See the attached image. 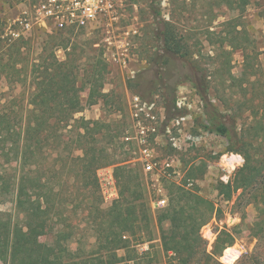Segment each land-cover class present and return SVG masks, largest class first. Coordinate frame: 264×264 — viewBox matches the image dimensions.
Masks as SVG:
<instances>
[{
  "label": "rangeland",
  "instance_id": "1",
  "mask_svg": "<svg viewBox=\"0 0 264 264\" xmlns=\"http://www.w3.org/2000/svg\"><path fill=\"white\" fill-rule=\"evenodd\" d=\"M18 3L0 0V174L5 172L6 178H12L10 193L0 190V220L11 224L21 221L22 214L14 205L13 185L24 179L34 186L33 198H40L47 211L41 234L35 239L37 246L53 249L73 262L94 259L95 263H105L109 259L110 239L108 231L102 230L107 226L104 221L110 220L105 215L112 203L104 202L99 189L97 172L101 167L93 172L87 165L90 154L83 161L78 159L83 154L75 148L77 138L71 127L54 125L48 134H38L37 138L22 132L32 109V77L44 71V66L36 65L42 56L52 52L58 61H63L62 47L67 41L64 45L60 42L70 39V52L74 47L80 54L84 52L76 61V86L67 93L73 117L100 122L108 127H103L100 134L109 129V134L118 136L112 144L96 136V149L125 160L124 164L136 169L141 180L140 202L145 206L147 220L136 223L131 231H123L126 247L115 254L124 261L116 264H168L173 256L162 250L157 224L160 210L153 209L151 190L139 165L121 146V137L128 127L129 97L135 94L147 100L154 98L170 119L175 113L166 107L162 97L171 98L174 84L175 97L179 89L189 91L194 116L202 118L195 111V103L200 100L196 89L184 79L194 78V66L202 70L210 103L225 116L233 141L228 144L194 123V134L207 135L181 155L182 173L193 180V186L182 187L184 193L180 191L177 198L174 184L175 192L169 197L187 204L196 194L219 208L220 212L200 230L208 253L220 232L233 237V244L215 257L218 264L222 260L226 264H264V0H248L246 6L237 0H129L114 25L115 36L119 38L127 28L135 33L130 36L129 56L119 62L106 55L105 28L101 26L73 36L36 34L17 52L4 37V25L15 16ZM163 22L171 25L177 40L188 48L185 59L165 54L160 34ZM97 53L100 58L95 57ZM141 90L152 95L142 94ZM236 147L241 153L227 151ZM169 151L167 145L158 147L162 155ZM243 153L249 156V163L242 172ZM225 154L238 156L240 162L234 168L225 167L221 160ZM107 166L114 170L115 165ZM189 171L193 177L187 176ZM250 178V183L246 187L241 184L228 201L218 195L220 182L247 183ZM171 183H165L167 191ZM167 227V223L162 225L163 229ZM144 243L148 250L138 251L136 247ZM59 248L66 253L59 252ZM230 251L237 254L234 263L226 261ZM4 262L0 259V264Z\"/></svg>",
  "mask_w": 264,
  "mask_h": 264
},
{
  "label": "trees",
  "instance_id": "2",
  "mask_svg": "<svg viewBox=\"0 0 264 264\" xmlns=\"http://www.w3.org/2000/svg\"><path fill=\"white\" fill-rule=\"evenodd\" d=\"M237 1L242 6L248 4V0ZM79 32L65 31L54 33V35L73 36L74 34H79ZM160 34L165 54L177 59L186 58L189 54L188 48L177 40L176 34L169 23L163 22V29L160 31ZM64 41H67L65 45ZM29 42V39H22L14 41L10 45L18 52ZM69 43H71L70 39L60 42L61 45H64L62 47L65 57L63 61H58L52 52L46 57L42 56L36 65V67L44 66V71L34 73L35 76L32 77L33 90L30 94L29 101L32 109L28 113L22 132L26 135L35 134L37 138L38 134H48L49 129L54 125L62 124L66 127H71V133L75 134L77 138L75 148L81 150L83 154L82 157L78 158L80 161L85 160L90 154V161L87 165L93 168V172L99 167L115 165L114 177L118 189V198L111 202L112 206L105 215L110 220L104 221L107 226L102 230L103 233L108 231L106 236L110 239L111 248L108 250L109 259L105 263H95L96 260L94 259L89 260L90 262L88 259L73 262L61 257L60 253L57 255L53 249L37 246L35 239L41 234L43 228L42 221L47 211L42 207L43 202L40 198H33L34 186L29 181L26 182L24 179H20L15 184V179H13L12 183L15 184V186L13 185V193L15 196L14 205L17 212L22 214V218L21 221L13 224L9 221L0 220V259L5 261V264L8 263V260L12 264H116L124 261L122 258H117L115 254L116 250L126 247L123 244L124 240H126L122 238L124 236L122 235L123 231H131L136 223L147 220L145 206L143 202H140L143 199V192L141 191V180L136 169L125 165V160H118L114 158L115 156L111 158V156L105 155L106 150L98 151L96 149L98 141L96 140V136L100 135L109 144H112L118 136L109 134V129H107L105 134H100L102 128L107 126H103L100 122L88 121L83 118L76 119L72 115V105L70 104L67 93L73 91L76 86L78 79V66H76V61L84 52L80 54L75 47L70 52V49L67 47ZM56 48L59 49L61 47L58 46ZM99 54L97 53L95 57L100 58L98 56ZM1 57L3 56H0V65L3 59ZM191 74L194 75V78L185 76L184 79L192 83L200 102H203L201 111L198 114L202 118H196L194 116V123L201 130L224 138L230 144L233 141V136L230 131L231 127L228 126L226 120L224 121L225 116H222L211 105L202 70H198L194 66ZM175 88L176 84L170 89L173 93L170 99H167L166 96L162 97L166 107L172 109L175 113L173 117H176L177 114H183L176 110L174 106L176 100L174 95ZM140 92L142 94L147 93L149 96L152 95V92L148 93L144 90ZM51 119L54 120L53 124L50 122ZM231 126L233 127L234 125ZM192 133L194 134V128ZM121 146L125 147V143L121 142ZM227 151L241 153L239 147L229 148ZM243 155L244 165L240 169L242 172L247 168V164L249 163V156L246 153H243ZM187 176L193 177L194 175L190 172ZM10 180L12 178H6L5 172L0 174V190L6 194L10 193ZM250 180L251 178L247 183L243 180L242 183L236 182L235 184H223L220 182L217 185L218 195H221L224 201H228L232 193L241 184L244 183L245 185L243 187H246L250 183ZM171 184V187L167 191V196L170 201L164 209L158 210L159 214L157 216L162 250L165 253L171 252L173 254L169 258L168 264H218L216 260L217 255L233 244V237L226 232H220L212 251L208 253L204 248L205 243L200 234V230L212 217L220 212L219 208L213 202L196 194H193L189 203L182 204L180 201H176L175 198L169 197L171 193L175 192L172 189L174 183L172 182ZM175 190L177 191L175 192V197L177 198H179L180 191L182 192L181 194L184 193V189L180 186H177ZM101 223L104 224L103 220ZM164 223L168 224L166 229L162 228ZM58 251L62 254L66 253V250L62 248H59ZM236 255V253L230 251L226 254V261L228 263H234Z\"/></svg>",
  "mask_w": 264,
  "mask_h": 264
},
{
  "label": "built area",
  "instance_id": "3",
  "mask_svg": "<svg viewBox=\"0 0 264 264\" xmlns=\"http://www.w3.org/2000/svg\"><path fill=\"white\" fill-rule=\"evenodd\" d=\"M17 12L7 19L4 37L9 42L30 40L36 34L52 35L57 32L77 31L95 26L104 27L103 39L106 55L114 61L129 56L128 47L131 28L115 36V24L129 0H18ZM175 109L180 113L170 119L165 109L157 106L154 98L144 99L131 95L128 99V127L121 137L125 149L139 165L147 186L152 193L153 209H164L168 204L165 183L191 188L193 180L182 173L181 155L194 145L200 144L207 134L192 133L194 128V100L189 91L177 92ZM195 111L200 113L201 102L195 103ZM164 143V144H163ZM167 145L168 153L162 155L158 147ZM161 153V154H160ZM232 154L221 156L225 167L234 168ZM230 162V163H229ZM113 168L102 167L97 172L99 189L104 202L111 203L118 197ZM125 239V237H122ZM146 252L148 244L136 247ZM233 255V254H232ZM230 256V255H229ZM222 264H225L222 260Z\"/></svg>",
  "mask_w": 264,
  "mask_h": 264
},
{
  "label": "bare ground",
  "instance_id": "4",
  "mask_svg": "<svg viewBox=\"0 0 264 264\" xmlns=\"http://www.w3.org/2000/svg\"><path fill=\"white\" fill-rule=\"evenodd\" d=\"M232 160L234 161V162H240V158L238 157V156H234L233 158H232ZM230 163V162H229ZM224 261V263L226 264V262H225V260H223Z\"/></svg>",
  "mask_w": 264,
  "mask_h": 264
}]
</instances>
